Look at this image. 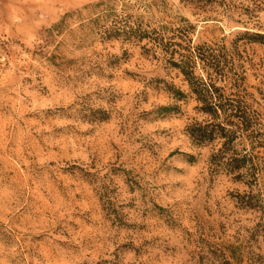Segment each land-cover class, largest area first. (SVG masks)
Here are the masks:
<instances>
[{
    "label": "rangeland",
    "instance_id": "rangeland-1",
    "mask_svg": "<svg viewBox=\"0 0 264 264\" xmlns=\"http://www.w3.org/2000/svg\"><path fill=\"white\" fill-rule=\"evenodd\" d=\"M0 264H264V0H0Z\"/></svg>",
    "mask_w": 264,
    "mask_h": 264
},
{
    "label": "trees",
    "instance_id": "trees-1",
    "mask_svg": "<svg viewBox=\"0 0 264 264\" xmlns=\"http://www.w3.org/2000/svg\"><path fill=\"white\" fill-rule=\"evenodd\" d=\"M185 2H190V3H195L196 1L199 0H183ZM128 30H126L125 32H130L131 34H133V36L137 37V38H142V37H147L149 40H151L152 42L156 43L157 46H161L163 45V39L162 36H151L150 32H148L147 30H141V24L138 23V25H134V26H128ZM155 32V31H154ZM169 43L173 44L172 41H169ZM167 47V46H166ZM175 48L170 49L169 47L166 48L165 53L167 55H169L168 59L170 61L171 64H173L176 67H179L181 69V71L185 74V77L188 79L190 86L192 87V78L189 76V72L188 69L190 70V72H192V70L190 68H192V61H188L186 60V58H182V54L180 55L179 61H175L174 58V53H175ZM192 52L193 54L200 59L202 62L205 61V65H209V66H214L215 65V61H211L208 56H205V54H203L201 52V47L198 45L193 46L192 48ZM212 55H210L211 57ZM214 58H212L213 60ZM195 78V77H194ZM196 84L202 85L203 89L205 90H209L211 92L216 91V87L210 83V82H205L202 80L197 79ZM194 92L197 93V90H195V88H192ZM199 93V92H198ZM198 101H200L202 104L200 106H198V109L200 111H202L203 113L208 115V118L204 121V123H199V122H195L192 125V128H190V132L189 135L190 137L197 143H203L205 141H210L213 140L215 138V136L218 137H226V141H224L223 143L226 144L230 141V139L232 138V136L234 135L235 130H239V131H248V130H253L252 128V121L249 118V116L246 114V111H241L239 109V106H236L235 104H233V102L229 101L225 104L221 103L220 100H203L201 98H199L198 96ZM219 108L221 110V112H224L226 115V123L229 124H233V120H231L232 117H238V119L240 120L239 123L241 124H235L236 129H231L228 128L225 123L220 122H215V120L217 118H219L220 112H219ZM231 111V112H227V111ZM241 111V112H240ZM229 117V118H228ZM238 128V129H237ZM226 153L225 148H219L218 151L214 154H212L210 156V159H218L219 157H223ZM244 158H246V155H244V157L239 160L234 158L233 156L229 157V164L231 166V169H237L240 168L243 164H241L244 161ZM238 176V175H237Z\"/></svg>",
    "mask_w": 264,
    "mask_h": 264
}]
</instances>
